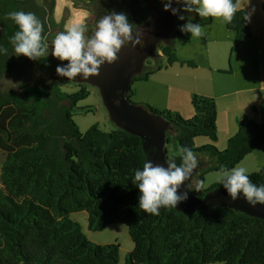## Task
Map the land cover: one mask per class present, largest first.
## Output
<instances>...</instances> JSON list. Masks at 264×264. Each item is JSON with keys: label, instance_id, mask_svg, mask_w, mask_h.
<instances>
[{"label": "trees", "instance_id": "trees-1", "mask_svg": "<svg viewBox=\"0 0 264 264\" xmlns=\"http://www.w3.org/2000/svg\"><path fill=\"white\" fill-rule=\"evenodd\" d=\"M24 1L0 0V47L8 49L7 54L0 53V81L24 76L18 88H0V151L6 153L0 167V264H118L120 245L92 242L82 225L71 218L76 212L88 214L93 231L111 224L128 227L134 248L125 264H264L262 218L221 206L194 213L162 207L159 215L139 208L135 171L157 155L156 148L118 127L105 131L94 125L82 132L73 111L89 95L86 85L79 84V91L69 93L59 81L25 77L32 68L47 73L59 63L50 64L46 57L30 60L15 55L9 37L19 29L5 16L24 11ZM154 1L160 9L167 2ZM183 7L181 4L180 9ZM262 7L264 10V1ZM247 14L239 9L227 23L237 44L252 35ZM179 15L185 19L178 18L172 43L159 49L168 65L178 62L195 67L193 61L177 57L176 38L184 44L190 41V35L180 30L188 20L205 26L212 24L213 18L182 10ZM151 73L144 72L136 79L146 80ZM132 95L130 90L129 100ZM192 106L195 115L191 118L149 105L144 108L170 122L181 148L207 154L214 161L212 165L199 162L195 178L188 184L194 197L204 198L224 191L223 185L217 183L197 192L196 183L204 181L208 171H219L220 165L235 167L263 145L264 123L242 119L227 148L220 151L214 145L218 140L216 101L195 94ZM198 136L208 137L211 144L196 148ZM170 158L181 163V155ZM247 175L256 186L264 185V167Z\"/></svg>", "mask_w": 264, "mask_h": 264}, {"label": "clouds", "instance_id": "clouds-1", "mask_svg": "<svg viewBox=\"0 0 264 264\" xmlns=\"http://www.w3.org/2000/svg\"><path fill=\"white\" fill-rule=\"evenodd\" d=\"M173 2L183 4V9L172 8ZM239 9L240 0H167L164 3V10H171L173 15H178L182 10L186 13L194 12L200 18H222L225 23H231ZM178 18L185 19L183 15ZM248 19L250 15L247 14L245 20ZM5 20L13 21L19 29L9 37L15 55H23L30 60L47 57L49 44L47 37L42 35L44 25L34 13L13 11L6 14ZM180 30L190 33L191 38L204 35L201 24L191 20L183 24ZM87 31L85 24L77 23L66 25L64 31L56 34L52 41L51 55L62 62L67 61L66 65L57 66L58 75L69 80L77 76L84 80L98 76L102 65L113 64L119 59L118 53L123 46L131 44L136 47L142 42L139 29L134 28L125 13L112 12L104 15L97 22L90 37L86 35ZM0 53L7 54L8 49L0 47ZM179 151V165L174 158L166 160L167 167L147 161L142 170L135 171L133 184L139 188V208L145 213L159 215L160 208H177L181 202L187 201L188 192L180 194L179 189L191 179L199 162L191 148L182 147ZM246 173L247 169L242 166L228 169L220 165L215 175L232 201H236L242 194L249 205H264V185L256 186ZM205 187V182L200 180L195 185V191L200 192Z\"/></svg>", "mask_w": 264, "mask_h": 264}, {"label": "rangeland", "instance_id": "rangeland-1", "mask_svg": "<svg viewBox=\"0 0 264 264\" xmlns=\"http://www.w3.org/2000/svg\"><path fill=\"white\" fill-rule=\"evenodd\" d=\"M94 0H25L24 12L34 13L44 25V31L42 35L47 37V43L49 44V54L46 57V62L50 64H62L63 62L51 55L52 41L57 33L65 30V26H71L77 23H83L87 26V36H91L93 29L96 25L98 16V8L103 4L105 0H101L98 4L93 2ZM141 1V7L154 8L157 13L160 10V4L154 0H139ZM107 3V2H106ZM13 22V21H11ZM182 43L176 38L175 48L177 57L181 55L185 57L186 50L192 48L187 43V49H183L179 52L180 45ZM232 47V46H230ZM231 53V50L229 54ZM179 58V57H178ZM180 59V58H179ZM166 56L156 55L151 58L145 66V72L152 71L146 80L135 79L132 83L131 90L133 91L130 101L136 105L147 107V104L157 111H177L186 116L187 109L193 113L189 115H195V111L192 106V98L189 99L186 95V91L191 92L194 88V76L198 74L197 69L184 70L180 67V63L173 67H168V61ZM66 62V61H65ZM209 63V62H208ZM60 66V65H58ZM158 66L162 68L157 70ZM57 68V67H56ZM55 70H51L44 73L37 68H32L30 72L25 74V77L31 76L35 80L43 79L46 81H59L62 84L64 91L74 93L81 89V86L75 80H69L58 74H55ZM203 72V71H202ZM24 76L17 75L14 77L8 76L0 81L1 89L18 88L21 79ZM89 90V95L78 102L77 109L73 111V118L79 129L82 132H86L94 125H98L105 131L115 129L117 126L111 120L109 112L103 102L100 91L97 87L85 84ZM184 117V118H191ZM218 124V123H217ZM223 120H219V126L222 129ZM169 142L166 144L168 156H180L181 146L175 139V128L171 127L168 132ZM219 136V131H218ZM219 139V138H218ZM218 140L214 145L218 148ZM211 144V140L205 136H198L195 138V147L200 148L205 145ZM220 145V143H219ZM220 151V148H218ZM198 162L211 164L214 161L207 154L196 153ZM6 158V153L0 151V167L2 166ZM253 159V155H247L236 166H242L247 169L246 174H251L260 171L264 167V162ZM259 165V166H258ZM218 171H208L204 175V182L206 187L209 188L215 184H220L216 178L215 173ZM193 178V177H192ZM195 178V177H194ZM193 178V180H194ZM192 180V179H191ZM71 218L79 222L82 225V229L86 236L94 243L100 245L117 243L120 245V258L118 264H125L127 255L134 248V242L129 234L128 227L123 224H111L106 226L102 231H93L89 228V219L86 212H76L71 214ZM221 264V263H211Z\"/></svg>", "mask_w": 264, "mask_h": 264}, {"label": "crops", "instance_id": "crops-1", "mask_svg": "<svg viewBox=\"0 0 264 264\" xmlns=\"http://www.w3.org/2000/svg\"><path fill=\"white\" fill-rule=\"evenodd\" d=\"M263 1L240 0V9L250 15L252 32V35L244 42L237 44L235 34L227 27V23L223 22L222 18H213L212 24L202 26L204 35L200 38H191L190 33L181 31L183 34L190 35V41L187 44L192 48L186 50L185 57L181 55L178 57L183 61H193L196 66L190 67L178 62L168 66L173 67L179 64L186 71L197 69L198 74L193 78L195 89L191 92L186 91V95L189 99L198 94L216 101L218 142L220 143L217 146L221 150L227 148L229 139L237 133L242 119L248 118L258 124L264 123ZM179 45V52L187 49V46L182 43ZM182 46H184L183 49H181ZM159 56L164 55L160 52ZM180 112L184 117H190L193 114L189 109L186 116L182 111ZM221 118L222 129L219 126ZM251 154L253 159L261 161L259 164L263 163L264 144Z\"/></svg>", "mask_w": 264, "mask_h": 264}, {"label": "water", "instance_id": "water-1", "mask_svg": "<svg viewBox=\"0 0 264 264\" xmlns=\"http://www.w3.org/2000/svg\"><path fill=\"white\" fill-rule=\"evenodd\" d=\"M181 4L172 3V8L180 9ZM178 15H173L171 10L165 11L164 7L154 13L148 23L139 30L140 38L145 42V48L140 45L132 47L123 46L118 53L119 59L113 64L101 66L98 76L84 80L77 76L75 81L97 87L103 102L109 112L111 120L124 131L142 138L147 145H152L157 150V155L149 160L154 165L167 167L168 159L167 132L171 128L170 122L162 117L150 113L143 106L136 105L128 99L133 79L143 71L145 62L155 54L162 43H172V31L178 21ZM135 38V37H134ZM118 101V103H117ZM194 170L192 176L195 175ZM192 179V177H191ZM191 179L186 181L179 189V193L188 192L187 201L181 202L177 210L194 213L206 211L214 207H228L239 210L250 216L264 219V205H249L243 195L232 201L227 192L216 191L207 194L204 198L194 197L188 190Z\"/></svg>", "mask_w": 264, "mask_h": 264}, {"label": "flooded vegetation", "instance_id": "flooded-vegetation-1", "mask_svg": "<svg viewBox=\"0 0 264 264\" xmlns=\"http://www.w3.org/2000/svg\"><path fill=\"white\" fill-rule=\"evenodd\" d=\"M95 1L96 0H94L93 2H95ZM100 1L101 0H97L95 3L98 2V4H99ZM102 3L103 4H101V6L98 8V16H97L96 24L99 21V19L104 15L111 14L112 12H115L117 14L125 13L127 15L128 21L134 25V28L137 27L140 30L141 27L145 26L148 23L150 17L152 15H154V13L156 12L153 10L154 8H150L149 5H147L148 6L147 8L141 7V5H140L141 1L139 2V0H138V2H136L135 0H105ZM95 27H96V25H95ZM94 31H95V28L93 29L92 34L94 33ZM162 44H164V43H162ZM129 45H127V46H129ZM161 45L158 46V48L155 51V54L146 60L145 66L151 58H154L156 55L160 54L159 48ZM140 46L142 49H144L145 48V42L142 41ZM66 64H67V61L66 62L64 61L62 64H59V65L64 66ZM145 66L143 68V71L134 77L133 81L136 79V77H138L139 75H141L145 72ZM54 72H55V74H57L56 69ZM64 78H67V77H64ZM73 80H76V79H73ZM81 84L85 85L86 83H80V85ZM194 176H192V177H194Z\"/></svg>", "mask_w": 264, "mask_h": 264}]
</instances>
